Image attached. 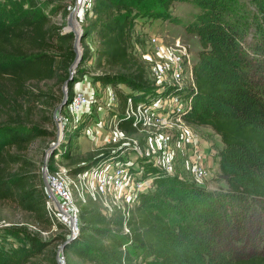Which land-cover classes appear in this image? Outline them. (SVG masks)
<instances>
[{
	"label": "trees",
	"instance_id": "obj_1",
	"mask_svg": "<svg viewBox=\"0 0 264 264\" xmlns=\"http://www.w3.org/2000/svg\"><path fill=\"white\" fill-rule=\"evenodd\" d=\"M27 1L28 7L18 8L16 13L0 1V109L28 93L30 79L53 77L62 69L66 70L65 78L71 73L74 31L51 21L52 12L44 9L40 0ZM173 1L100 0L96 4L104 15L99 22L103 42L99 56L106 64L133 70L105 73L104 80L125 81L149 93L151 85L145 79L143 63L133 51V12L168 16ZM197 1L207 9L197 19L203 48L194 67L198 91L186 119L209 125L221 136L224 151L220 165L229 183L226 193L230 198H250L264 210V0L253 8L240 0ZM251 20L254 30L248 43L250 50L245 39ZM76 79L75 74L70 80ZM145 94L134 93L136 97ZM120 125L135 128L122 112ZM0 133V200H14L52 224L42 173L40 180L37 172H17L14 176L10 171L12 165L22 161L21 155L10 148L25 147L42 130L28 132L11 124ZM158 181L159 188L144 193L128 218L107 216L101 209L82 210L80 231L66 244V249L82 261L66 259L65 264H264V246L241 252L233 241L239 239L233 233L241 225L236 211L223 219L220 212H212L216 199L209 191L168 173ZM158 196L168 210L176 199L184 201L185 214L177 215H185L186 221L167 222L156 202ZM187 213L196 214L198 220L191 223ZM125 223L130 232L124 231ZM182 223L186 232L181 233L175 227ZM223 224L227 225L221 228ZM59 226L64 228L61 223ZM190 235L197 242H210L207 258L205 253L192 252ZM32 242L40 250L48 245L42 240Z\"/></svg>",
	"mask_w": 264,
	"mask_h": 264
},
{
	"label": "rangeland",
	"instance_id": "obj_2",
	"mask_svg": "<svg viewBox=\"0 0 264 264\" xmlns=\"http://www.w3.org/2000/svg\"><path fill=\"white\" fill-rule=\"evenodd\" d=\"M240 1L251 8L257 7L256 5L260 3V0ZM2 2L3 6L7 4V10L15 13L18 8L28 7L27 0H2ZM76 2L77 0H40V5L52 12L51 21L63 23L65 28L70 11ZM99 2L100 0L91 1L92 10L87 11L82 20L83 28L79 34L78 49L82 54L73 64L75 50L74 58L69 65L70 75L65 78L66 70L62 69L53 77L30 79L28 93L19 97L18 101L1 107L0 129L6 125L18 124L21 130L28 132L42 130V133L25 147L10 148L22 158L20 163L10 167L12 174L15 176L17 172H37L41 180V169L45 161L54 168L64 167L71 172H77L96 166L104 160H121L131 172L140 174V178L146 180V188L141 193L139 204L144 193H151L159 188L158 180L164 173L173 174L187 182L197 184L204 191H209L211 197L216 199L213 201L212 212H220L221 218L224 219L225 214H229L230 211H236L238 216L240 215L238 219L241 221L240 229L233 233L239 236V239H233L239 251L247 252L251 247L254 249L263 247L264 210L250 198L234 200L226 193L229 183L220 165L224 143L211 126L188 122L189 130L192 131L190 134L182 129L180 122L169 125L160 121L158 125H153L149 129L122 128L126 135L136 141H127L128 139L123 138L117 142H108L107 138L112 126L119 121L118 111L122 110L126 94L133 87L125 81L104 80L103 74L132 73L133 70L121 64H106L99 56V49L103 47L98 33L99 22L104 17L96 6ZM169 9L168 16L139 10L133 12V51L143 63L145 79L151 85L149 93L152 95L157 93L161 82L151 71L150 62L155 58L149 56L153 53L152 47L149 46L151 33H166L169 37L182 35L190 45L194 63L199 60L203 48L197 19L207 6L201 5L197 0H174ZM253 25L251 20L250 32L245 39L250 50L251 46L248 43L253 39ZM75 74L77 79L71 81ZM75 89H84L92 95L90 109L79 121H74L65 107L63 111L67 119L60 133L54 112L57 108H61L63 98L69 99ZM111 90L116 94V99L112 98ZM135 91L140 90L135 89ZM1 135L2 133L0 137ZM165 160H171V172L165 170ZM199 166L204 170L203 174L197 171ZM160 197L158 196L156 202L167 222L172 225L173 221H180L181 224L183 222L181 218L186 221L183 217L185 215L181 218L177 215V213L185 214L187 205L184 201L176 199L177 203L168 205V210L164 206L167 204L161 201ZM85 208L100 210L99 205L91 200L82 206V210ZM187 217L191 223L198 220L196 214L187 213ZM226 225L223 224L221 228ZM180 226L175 229L179 228L181 233L182 230L186 232L185 225ZM76 235L61 226L54 227L48 221L39 219L14 200H0V264H61L59 257L61 251L65 260L81 262L80 257L66 249V244ZM189 238L192 252L205 253L207 256L204 257L207 258L210 254L208 246L210 242H197L193 237L191 238V235ZM32 240H42L48 245L40 250L39 247L33 246Z\"/></svg>",
	"mask_w": 264,
	"mask_h": 264
},
{
	"label": "built area",
	"instance_id": "obj_3",
	"mask_svg": "<svg viewBox=\"0 0 264 264\" xmlns=\"http://www.w3.org/2000/svg\"><path fill=\"white\" fill-rule=\"evenodd\" d=\"M91 1L77 0L74 6L75 19L82 28L86 12L92 10ZM67 27L71 26L66 25L65 28ZM149 46L153 52L149 56L155 57H152L150 62L151 71L159 78L161 86L155 95L146 93L144 97H136L134 88L126 94L122 110L118 111L119 121L112 126L108 142H117L123 138L136 141L122 129L120 112L123 118L132 121L135 128L149 129L160 121L169 125L180 122L184 131L192 133L186 115L193 109L198 84L190 45L180 34L169 37L166 33L155 32L149 36ZM111 93L112 98L116 99L113 90ZM141 93L143 94L144 90ZM92 100V95L86 90H74L69 101L54 112L60 133L67 119L63 109L66 107L73 120L79 121L90 109ZM164 164L165 170L171 172V160H165ZM197 171L200 174L204 172L201 166L197 167ZM41 173L47 195L46 210L52 225L57 227L61 223L72 234L80 231V214L85 203L90 200L97 203L107 216L117 214L128 218L138 206L141 193L146 188V180L140 178V174L131 172L121 160H104L96 166L77 172H71L64 167L54 168L45 161ZM124 231L130 232L126 223ZM59 257L61 264H64L66 260L62 251Z\"/></svg>",
	"mask_w": 264,
	"mask_h": 264
},
{
	"label": "water",
	"instance_id": "obj_4",
	"mask_svg": "<svg viewBox=\"0 0 264 264\" xmlns=\"http://www.w3.org/2000/svg\"><path fill=\"white\" fill-rule=\"evenodd\" d=\"M75 14H76V8H73L70 11V14H69V17H68L69 19H68V23H67V25H70L71 27L70 28L69 27L66 28V29H69V30H73L74 34H75L74 35L75 36L74 49L76 50V56H75V59L73 61V64H74V62H76L80 58V56L82 54L81 50H78L79 34L82 31V27L80 25H79V27H77V25L74 24V21H76ZM68 101H69V99L64 97L62 102H61V104H60L61 105L60 107L62 108Z\"/></svg>",
	"mask_w": 264,
	"mask_h": 264
},
{
	"label": "bare ground",
	"instance_id": "obj_5",
	"mask_svg": "<svg viewBox=\"0 0 264 264\" xmlns=\"http://www.w3.org/2000/svg\"><path fill=\"white\" fill-rule=\"evenodd\" d=\"M74 24H76V25H77V27H79V25H80V24L77 22V20H76V21H74ZM79 44H80V43L78 42V49H79V47H80V46H79Z\"/></svg>",
	"mask_w": 264,
	"mask_h": 264
}]
</instances>
